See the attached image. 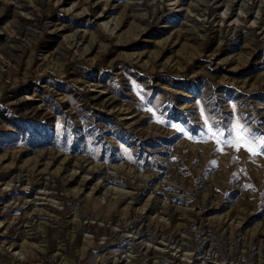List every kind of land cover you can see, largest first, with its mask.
I'll list each match as a JSON object with an SVG mask.
<instances>
[{
    "label": "rangeland",
    "instance_id": "374dc122",
    "mask_svg": "<svg viewBox=\"0 0 264 264\" xmlns=\"http://www.w3.org/2000/svg\"><path fill=\"white\" fill-rule=\"evenodd\" d=\"M202 110L264 133V0H0V264H264Z\"/></svg>",
    "mask_w": 264,
    "mask_h": 264
},
{
    "label": "snow or ice",
    "instance_id": "6c2138e0",
    "mask_svg": "<svg viewBox=\"0 0 264 264\" xmlns=\"http://www.w3.org/2000/svg\"><path fill=\"white\" fill-rule=\"evenodd\" d=\"M201 115L205 120V126L201 131L215 138V142L218 145H232L236 150L243 147L250 154H256L257 152L264 154V133L257 135L244 123L230 124L228 128L219 125L210 126L208 124V118L204 115L203 110ZM172 127L177 128L181 134L189 135V138H191L190 134L178 124H173Z\"/></svg>",
    "mask_w": 264,
    "mask_h": 264
},
{
    "label": "bare ground",
    "instance_id": "6f19581e",
    "mask_svg": "<svg viewBox=\"0 0 264 264\" xmlns=\"http://www.w3.org/2000/svg\"><path fill=\"white\" fill-rule=\"evenodd\" d=\"M243 258V257H242Z\"/></svg>",
    "mask_w": 264,
    "mask_h": 264
}]
</instances>
